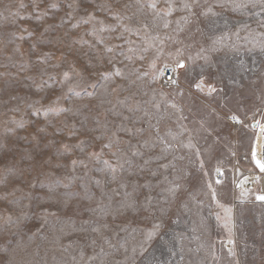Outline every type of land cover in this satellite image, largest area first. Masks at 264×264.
Returning <instances> with one entry per match:
<instances>
[{"label":"rangeland","instance_id":"obj_1","mask_svg":"<svg viewBox=\"0 0 264 264\" xmlns=\"http://www.w3.org/2000/svg\"><path fill=\"white\" fill-rule=\"evenodd\" d=\"M257 122L264 0H0V264H264Z\"/></svg>","mask_w":264,"mask_h":264},{"label":"built area","instance_id":"obj_2","mask_svg":"<svg viewBox=\"0 0 264 264\" xmlns=\"http://www.w3.org/2000/svg\"><path fill=\"white\" fill-rule=\"evenodd\" d=\"M161 77H162V84L164 86H171L174 84L175 79H176L175 70L172 68H163L162 72H161ZM229 123L232 126H236L238 124L237 120H235V119H229ZM257 136H259V139H258L259 146H258V150H257V158H258V160L264 161V129L261 130L260 133H258V131H256V137ZM255 174L257 176V179H256L257 183L255 182L254 185L259 184L260 195H264V171H261L260 168L257 166ZM240 183L241 182H239L237 184V187L244 188L243 186L240 185ZM249 187L251 188V186H248L245 188V190H247ZM260 195H258V196H260Z\"/></svg>","mask_w":264,"mask_h":264},{"label":"bare ground","instance_id":"obj_3","mask_svg":"<svg viewBox=\"0 0 264 264\" xmlns=\"http://www.w3.org/2000/svg\"><path fill=\"white\" fill-rule=\"evenodd\" d=\"M234 119V118H233ZM253 124V123H252ZM251 124V125H252ZM257 125H256V127L254 128V130L255 131H258V133H260L261 132V130H263L264 129V122H257L256 123ZM258 139H259V136H257V137H255L254 139H253V147H252V160H253V164H254V166H256L257 167V164H256V160H258V158H257V150H258V146H259V141H258ZM253 152H255V154H256V159H253ZM256 179H257V176H256V174L255 173H253V172H251V173H248L244 178H242L241 180H240V185L241 186H243L244 188H246V187H248V186H253L254 185V183L256 182Z\"/></svg>","mask_w":264,"mask_h":264},{"label":"snow or ice","instance_id":"obj_4","mask_svg":"<svg viewBox=\"0 0 264 264\" xmlns=\"http://www.w3.org/2000/svg\"><path fill=\"white\" fill-rule=\"evenodd\" d=\"M181 66H183V65H181ZM253 159H256V154H255V152H253ZM256 164H257V166L260 168L261 171H264V161L256 160ZM257 199H259V200H264V195H260V196H258Z\"/></svg>","mask_w":264,"mask_h":264},{"label":"water","instance_id":"obj_5","mask_svg":"<svg viewBox=\"0 0 264 264\" xmlns=\"http://www.w3.org/2000/svg\"><path fill=\"white\" fill-rule=\"evenodd\" d=\"M256 123H253L252 125H251V127L254 129L255 127H256Z\"/></svg>","mask_w":264,"mask_h":264}]
</instances>
